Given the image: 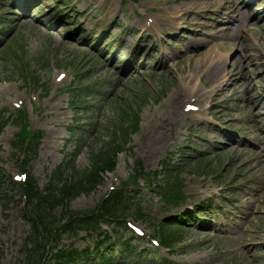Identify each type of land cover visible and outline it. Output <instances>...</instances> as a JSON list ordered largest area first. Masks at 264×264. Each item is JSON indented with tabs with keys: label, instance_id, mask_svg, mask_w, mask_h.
Returning <instances> with one entry per match:
<instances>
[{
	"label": "rangeland",
	"instance_id": "obj_1",
	"mask_svg": "<svg viewBox=\"0 0 264 264\" xmlns=\"http://www.w3.org/2000/svg\"><path fill=\"white\" fill-rule=\"evenodd\" d=\"M0 23V264H39L43 251L25 247L32 226L12 181L77 177L125 129L116 169L71 208L129 183L149 218L128 221L148 239L171 216L199 214L171 228L172 250L144 240L160 256L113 264H264V0H0ZM23 113L42 137L31 155L14 144ZM172 193L183 200L166 202ZM79 233L59 247L92 240Z\"/></svg>",
	"mask_w": 264,
	"mask_h": 264
},
{
	"label": "trees",
	"instance_id": "obj_2",
	"mask_svg": "<svg viewBox=\"0 0 264 264\" xmlns=\"http://www.w3.org/2000/svg\"><path fill=\"white\" fill-rule=\"evenodd\" d=\"M117 149L118 146L114 144L107 151L104 150L100 154H95L92 158L91 167L81 171L77 179L64 178L63 173L59 172L57 181H52L44 190L39 189L34 179L28 180L24 185L29 202L25 217L32 223L33 232L29 238L33 248H44L61 228L70 227L72 230L76 227L90 228L89 226L97 225L101 221H114L120 224L126 219L131 212L130 210H133V205L126 198L122 189L103 199L96 211L93 212L78 213L68 210L67 207L72 198L94 190L100 184L102 174L114 170L119 152ZM4 180L0 170V197ZM59 205L65 208L66 213L62 214L63 221L57 219L58 214L62 213V211L58 213L55 210L56 206ZM134 210L135 213L132 214H136V217L144 216L138 207ZM109 239H111L110 234L105 233L104 238H97L93 248L86 247L84 250L76 248L59 249L55 253H51L53 264H77L82 257L84 260L98 259L99 263L106 264L108 262L107 254L114 251L115 246L119 248L122 255L134 254L137 251L136 246L124 240L122 235H118L117 238H114V242L108 244ZM162 241L167 242V244L170 242L166 236L165 238L162 236ZM27 264L33 263L29 261Z\"/></svg>",
	"mask_w": 264,
	"mask_h": 264
},
{
	"label": "bare ground",
	"instance_id": "obj_3",
	"mask_svg": "<svg viewBox=\"0 0 264 264\" xmlns=\"http://www.w3.org/2000/svg\"><path fill=\"white\" fill-rule=\"evenodd\" d=\"M233 12H241V9H240V7H239V5L238 4H236L234 7H233ZM131 71H132V69H131ZM59 110L61 111L62 110V108H59ZM54 122H56L57 124H61V120L59 119V117L58 116H54ZM159 142H160V140H159Z\"/></svg>",
	"mask_w": 264,
	"mask_h": 264
}]
</instances>
